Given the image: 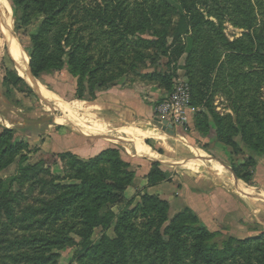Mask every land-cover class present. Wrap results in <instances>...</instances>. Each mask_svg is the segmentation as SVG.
<instances>
[{"label": "trees", "instance_id": "1", "mask_svg": "<svg viewBox=\"0 0 264 264\" xmlns=\"http://www.w3.org/2000/svg\"><path fill=\"white\" fill-rule=\"evenodd\" d=\"M8 1L11 7L9 19L11 25L12 20L15 23L26 24L35 14L42 16V24L48 20L54 21L58 15L70 11L67 10L69 3L76 2V0ZM177 1L187 12L185 17L189 30L184 33L182 31L184 26H180L170 35L172 40L168 46L162 40L156 42L164 47L168 58L167 71L156 72L148 77L160 80L170 91L178 69L177 63L185 54L183 70L189 87L190 104L195 108L202 106L207 108L213 118L214 136L224 144L228 143L232 135L242 137L248 153L243 164L236 167L231 163V168L245 182H249L258 165H263L264 161V105H261L260 115L256 112L259 107L253 99L250 103L249 118L237 114V100L243 99L245 92L251 88L246 81L247 76L243 74L235 83L226 84V91L229 97H233L235 104L234 119L229 115L217 117L209 106V101L205 100L220 89L216 81L218 75L222 74L223 66L218 63L220 55L213 50V42L205 35V28H214V23L201 14L194 16L192 6H189L186 0ZM128 3L131 8H128ZM220 3L221 0H217L216 5L219 6ZM100 4L102 7L97 9L93 18L102 25H107L111 29L110 33L116 36V42L123 44L128 41L146 42L144 36L154 29L155 22L162 17L167 0H101ZM206 5L202 4L206 15L214 16L221 23L224 16V12H221L223 7L220 8L221 11L217 10V15L212 13L215 12L214 8ZM247 24L244 32L246 41L237 39L228 42L224 38L219 39L226 48L227 60L239 58L248 64L255 63L264 72V22L253 30L251 22ZM193 28L197 29L194 34L191 31ZM110 33L103 32L105 35ZM68 34L71 35L70 32ZM215 36L220 37L219 32ZM39 38V32L30 38V74L35 78L52 76L67 66L68 73L77 79L75 98L85 97L82 94V81L90 74L86 60L78 59V55L73 51L68 54L66 62H63L59 55L47 56L43 52L45 49ZM66 39L68 38H65V41ZM112 44L110 42V46ZM212 74L214 81L210 83ZM2 86L7 93L19 89L28 95L31 94L24 80L13 71L6 72ZM14 104L18 105V102L15 101ZM205 119L203 112H194L193 130L200 137L209 136L212 129ZM12 132L5 129L0 133V171L11 165L17 156H20L22 161L25 159L21 154L25 145L21 141L15 142ZM45 157H51L53 160L69 158L71 163L77 166L78 172H81L76 177L79 184L61 186L63 195L49 204V208L44 210L43 219L27 228L24 235L10 238V229L0 231V264H55L58 255L52 251L74 244L76 238L81 240L83 247L77 258L80 264H180L184 257L192 258L196 264H231L235 262L238 254H241L239 257H243L244 251L240 246L244 247L250 242L264 239V233L259 237L242 240L231 231L212 232L187 208L169 219L168 204L155 196L145 194L140 197L134 208L122 212L116 219L113 228L114 238L104 234L96 244H88L91 231L95 227L109 225L114 218V213L106 206L117 204L127 187L131 185L134 178L131 165L123 160L117 148L106 149L88 159L78 158L69 152L45 153L43 158ZM166 177L167 175L159 170L158 164H153L147 175L148 185H155ZM6 197L4 181L0 178V212L8 209L9 202L6 201ZM132 202L133 200H130L128 205ZM257 261V264H264L262 258ZM244 264L252 262L246 260Z\"/></svg>", "mask_w": 264, "mask_h": 264}, {"label": "rangeland", "instance_id": "2", "mask_svg": "<svg viewBox=\"0 0 264 264\" xmlns=\"http://www.w3.org/2000/svg\"><path fill=\"white\" fill-rule=\"evenodd\" d=\"M186 2H188L189 6H192V14L194 16L201 14L214 23V28L212 26V29L205 28V35L209 36L207 39L213 42V50H216L220 55V62L218 63L220 66L223 64V66L222 74L218 75L219 78L216 81V83H219L220 89L205 99L209 101L212 111L217 117L229 115L234 119L235 104L233 103V97H229V93L226 91V84L235 83L236 80H240L241 76L245 74L247 76L246 81H248L247 83L250 84L249 87L251 88L245 92L243 99L237 100V114L244 116V118L247 116L249 118L251 112L250 103L254 99L259 107L256 112L261 115L260 108L262 104L264 105V72L255 63L248 64L239 58L233 61L227 60V55H225L226 48L222 45L220 39L224 38L228 42H233L237 39L246 41L244 32L246 31L247 23L251 22V30H253V28L259 27L264 22V6H262L264 0H221L219 6L216 5L217 0H186ZM100 3L101 0H76V2L72 1L68 4L67 10H70L68 13L58 15V18L54 21L48 20L42 24V16L35 14L26 24L15 23L12 20L11 25L9 21L11 19L10 3L8 0H0V80L8 70L13 71L19 77L24 74H30V38L38 32L40 35L39 40L42 41V46L45 49L43 51L45 55H59L61 60L66 62L68 54L73 51L78 55V59L86 60V66L90 74L85 76L82 81V94L87 98H91L92 94L98 90L119 86L122 83L130 84L146 81L145 79L149 78L150 74L166 72L168 58L165 55L163 45L156 42H161L162 40L168 46L172 40L170 35L179 29L180 26H184L182 30L184 33L189 30L186 25L187 18L185 17L187 12L178 1L167 0V7L162 17L155 22L154 29L144 36L146 42L133 43L128 41L123 44L122 42H116V36L110 33L111 29L107 25H102L93 18V15L97 13V9L102 7ZM202 4H207L209 7L214 8L213 11L215 12H212L213 14H217V10L221 11L220 8L223 7L221 11L224 12L223 21L220 23L212 15L208 17ZM127 6L131 8L130 4ZM191 31L194 34L197 29L193 28ZM69 32L71 33L70 36H68ZM103 32L110 34L105 35ZM218 32L220 37L215 36ZM65 38L68 39L65 41ZM110 42L113 43L112 46H110ZM249 48L251 47L249 46ZM123 49L126 51H123ZM182 58L185 62V54L179 60ZM216 66L218 67V64ZM25 67L26 73L23 71ZM56 76L65 78L70 83H75L77 80L68 73L67 66L62 71L50 76V80H54ZM213 81L212 74L210 83ZM15 91L19 92V89H13L10 91L12 93H7L6 89L1 85L0 98L9 106H15ZM40 96L42 97V95ZM55 101L52 104L54 107ZM34 102V99L30 96L32 106H34ZM41 108L39 107L38 109L42 110ZM193 108L194 112L199 111L205 114V121L207 120V123L212 128L209 136L210 142L224 145L228 158L232 162H244L248 152L245 142L241 139L242 137L240 135H232L229 137V141L225 140L228 143L224 144L214 136V122L207 108L205 106ZM254 109L256 110V108ZM44 120L43 115L37 117V121ZM186 139H189L188 135ZM203 148H210V146L205 144ZM44 150L48 151L47 149ZM37 151V148L25 145L21 153L25 159L22 161L21 157L17 156L11 165L0 171V178L4 181L7 193L6 201L9 202L8 209L0 212V231L10 229V238L24 235L27 228L43 219L45 216L44 210L49 208V204L63 195V191L60 190L61 186L79 184V180L76 177L81 172H78L77 166L72 164L69 158L65 157L57 160H53L51 157L43 158L45 153L38 154ZM210 155L212 156V154ZM77 157L80 158L79 156ZM260 170L256 168L255 173L258 174V172H261ZM124 194L125 192L117 204L106 206L114 213V218L105 227H95L88 238V244H96L104 234L110 238L115 237L113 228L116 219L122 212L131 210L137 204L132 202L131 205H128V202L133 200V198L126 199ZM256 206L261 211L260 213L258 212L257 217L252 216L249 222L257 220L259 224H255L253 221L254 231L248 232V229H242V233L237 238L243 240L250 237H259L264 233V201L262 199L256 200ZM179 210L180 208L178 207L170 208L168 210L169 219L176 215ZM248 215L250 217L252 213L249 212ZM226 231L229 232L231 230ZM80 242L81 240L76 238L74 239V244L54 249L52 253L58 255L55 264H80L77 261L78 254L83 249ZM240 247L244 251L242 253L243 257H239L241 254H238L235 262L231 264H244L246 260L251 261L252 264H257V260L260 258L264 259L263 238ZM180 264H196V262L194 263L190 257H184Z\"/></svg>", "mask_w": 264, "mask_h": 264}, {"label": "crops", "instance_id": "3", "mask_svg": "<svg viewBox=\"0 0 264 264\" xmlns=\"http://www.w3.org/2000/svg\"><path fill=\"white\" fill-rule=\"evenodd\" d=\"M183 63L182 58L172 89L176 81H187ZM21 78L31 94L15 91V106L0 98V133L5 129L13 131V140L37 148L38 154L69 152L86 159L117 148L134 172L124 196L133 198L135 204L142 195L155 196L169 209H189L212 232L231 230L236 236L242 229L253 232L254 223L259 224L249 220L261 211L256 200L264 201V161L257 167L261 172L245 182L231 168V163L239 167L243 161L232 162L224 145L211 143L210 135L200 137L194 132V112L185 126L173 128V135L158 128L153 108L172 92L160 80L122 83L98 90L91 98L76 99V84L65 78L56 76L50 80V76L35 78L31 74ZM2 80L3 77L0 86ZM39 115L45 120L37 121ZM205 144L210 148L204 149ZM153 164H158L167 177L148 185L147 175Z\"/></svg>", "mask_w": 264, "mask_h": 264}, {"label": "built area", "instance_id": "4", "mask_svg": "<svg viewBox=\"0 0 264 264\" xmlns=\"http://www.w3.org/2000/svg\"><path fill=\"white\" fill-rule=\"evenodd\" d=\"M155 119L165 120L173 128H181L187 123L189 114L194 112L190 104V92L186 80L174 83L172 92L153 108Z\"/></svg>", "mask_w": 264, "mask_h": 264}, {"label": "water", "instance_id": "5", "mask_svg": "<svg viewBox=\"0 0 264 264\" xmlns=\"http://www.w3.org/2000/svg\"><path fill=\"white\" fill-rule=\"evenodd\" d=\"M155 123H156V126L160 128L162 131L166 132L169 135H173V126L170 123H168L165 120L159 121L157 119Z\"/></svg>", "mask_w": 264, "mask_h": 264}]
</instances>
